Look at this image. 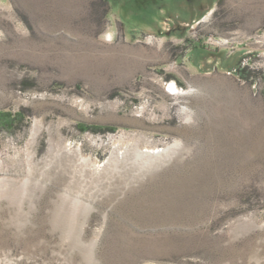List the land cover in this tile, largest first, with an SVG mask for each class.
<instances>
[{
  "label": "rangeland",
  "instance_id": "374dc122",
  "mask_svg": "<svg viewBox=\"0 0 264 264\" xmlns=\"http://www.w3.org/2000/svg\"><path fill=\"white\" fill-rule=\"evenodd\" d=\"M0 264H264V0H0Z\"/></svg>",
  "mask_w": 264,
  "mask_h": 264
},
{
  "label": "bare ground",
  "instance_id": "6f19581e",
  "mask_svg": "<svg viewBox=\"0 0 264 264\" xmlns=\"http://www.w3.org/2000/svg\"><path fill=\"white\" fill-rule=\"evenodd\" d=\"M174 150L175 147H170L163 151L147 152L138 147L128 148L123 154L113 153L107 162V167L113 166L116 169L119 164H122L124 167L133 168L138 172L149 171L153 165H158L169 159L170 153Z\"/></svg>",
  "mask_w": 264,
  "mask_h": 264
},
{
  "label": "built area",
  "instance_id": "2783aa9c",
  "mask_svg": "<svg viewBox=\"0 0 264 264\" xmlns=\"http://www.w3.org/2000/svg\"><path fill=\"white\" fill-rule=\"evenodd\" d=\"M170 88H172V91H173V92L170 90ZM166 90H167L168 93L173 94L174 91L176 90V88H175L174 84H172V83H167V84H166Z\"/></svg>",
  "mask_w": 264,
  "mask_h": 264
},
{
  "label": "trees",
  "instance_id": "16d2710c",
  "mask_svg": "<svg viewBox=\"0 0 264 264\" xmlns=\"http://www.w3.org/2000/svg\"><path fill=\"white\" fill-rule=\"evenodd\" d=\"M4 118H5L4 121H5L6 126L13 125V123H12L14 121L13 119L10 120V117L7 115H5ZM10 122H11V124H10Z\"/></svg>",
  "mask_w": 264,
  "mask_h": 264
},
{
  "label": "crops",
  "instance_id": "0c3cea01",
  "mask_svg": "<svg viewBox=\"0 0 264 264\" xmlns=\"http://www.w3.org/2000/svg\"><path fill=\"white\" fill-rule=\"evenodd\" d=\"M188 1H193V0H188Z\"/></svg>",
  "mask_w": 264,
  "mask_h": 264
}]
</instances>
